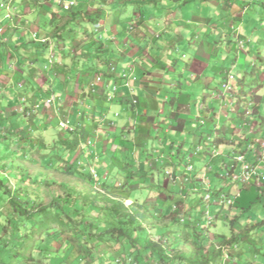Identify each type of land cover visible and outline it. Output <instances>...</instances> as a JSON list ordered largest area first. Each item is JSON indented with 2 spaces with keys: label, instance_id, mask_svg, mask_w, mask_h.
I'll use <instances>...</instances> for the list:
<instances>
[{
  "label": "crops",
  "instance_id": "0c3cea01",
  "mask_svg": "<svg viewBox=\"0 0 264 264\" xmlns=\"http://www.w3.org/2000/svg\"><path fill=\"white\" fill-rule=\"evenodd\" d=\"M157 3L158 6H161L160 9H162L163 6H166V19L158 18L155 15H150V18L146 20L142 15L137 17L138 23L141 26H148L150 29L148 32L141 31L142 33H140V31H137V23L135 21H131L127 27L129 28L131 24L135 27V29H133L131 33L127 29V32H125L123 35V41L120 42L118 40L119 34L122 32L120 30L125 27L117 24L113 25L114 32L108 29L111 32H109V34L115 35V38L118 37L116 38L115 42V51L111 55L113 58L111 63L114 66V71L116 69L115 67L118 64H121L122 72H120V75L125 74L126 79H128L129 86H125L124 81L117 80L115 76L109 78L107 73H105L103 76L99 75V80L96 83L97 87L92 90L93 92L89 90V88L88 90H85L86 88L84 84L91 82L93 77V75L88 76V74H90L91 71H93V74L96 73L99 65L96 63V61L91 62L86 59L85 53L83 51L78 53V48H73L72 46L71 49L75 51V53L70 52L72 57H75L76 55L79 57V61L71 66V68L74 69V75L76 76L79 74L74 80L75 84L72 83L73 79L71 78L70 74H66V69L69 68V62H66L62 59V61L58 62V64L56 63L57 69L54 67L52 71H47L43 69V66L40 67L37 64L39 61L32 63L33 59L31 58L30 54L28 58L29 64L25 65V69H29L31 73L29 72V74L25 75L24 78L34 85H32L35 88V90L32 92V99L43 96L42 94L44 91L46 96V91L50 92L51 88L56 90L59 98L56 105L58 106V104H61V102L65 104L67 106L65 110H69L71 116L70 120L76 122L78 121L80 122L79 126H84L91 130L89 139L92 138V142L90 143V148L100 144L99 146L101 149V155L107 154L111 158H117L119 154L124 156L126 155L125 150H131L130 147L132 144L136 146L135 152H137L139 147L143 150L151 149L150 152L152 154L150 153V157L148 158V161L150 162L149 167H153L156 165V163H161V160H163V162L166 161V155L169 158L167 160L170 162L174 157L173 160H175V163H173L178 166L176 174L179 175L182 174L180 165L188 159L190 149L184 148L187 141L190 142L191 149L196 145L197 137H192L190 134H188L189 129L193 126H198L197 120L200 118H204L202 121H200V123H204L209 120L214 121L219 117V114L217 113L219 110L213 108V106H210V103L216 101V98L219 97L220 93L215 91L216 95H211L208 99L205 94H198L197 89L193 86V83L195 85L203 86L206 88V90H208V92L212 91L211 93H215L213 89L215 87L218 88L219 85L216 82H220L221 85V83L226 79L227 74H229H222V79L217 81V74L222 71V66L229 65L231 60H233L231 63L233 66L238 65L239 57L241 55L244 57L251 56L252 50H245L246 42L248 43L249 40L243 33V24L246 21V19L243 17V14L248 12L250 8L254 7L255 3L261 4L260 7L255 11L260 13L262 12L264 14V1L222 0L221 9L228 10L227 16L223 17H220L218 14L221 4L219 5L216 0H158ZM145 6H147V4H145ZM182 7H187L190 10L191 15H188L187 17L183 16ZM236 7L239 9H235ZM150 20L154 21L153 25L149 24ZM156 22L161 25L163 23L166 24L165 29L163 30V27L159 28L158 25L156 28H154ZM105 23L106 21L104 22V25ZM253 24L254 23H252V25ZM226 25H228V27H226ZM153 29H156L158 32H154ZM146 34L149 36L150 34H160V38H156L158 42L155 43L153 48H151L146 43V40L143 37ZM239 39L243 41V47L239 46ZM36 46L37 45H33L32 48L35 49ZM119 48L124 49L125 52L123 53L122 50L119 53ZM222 48L224 52L228 51L231 54L226 58L224 56V64L220 65L219 59L213 60V56L214 58H218L220 53L219 49L222 50ZM25 49L26 51L30 50L28 53L32 52L31 46H27ZM162 51L163 53H161ZM36 52L38 54L40 53V50ZM46 52L47 51H44L43 53ZM263 53L264 52L259 51L258 58L264 59V56H262ZM174 54L176 56H174ZM230 56H232L233 59L229 60L228 58ZM179 57L185 58V60L181 61ZM42 61H44L43 58ZM164 61L166 63H164ZM73 62H75L74 58ZM89 64H91L94 68H97L87 69ZM58 65H60V67ZM36 67L39 69L36 70ZM168 67H173L174 72L178 73L180 78L178 81H173V79H175V75L168 73ZM54 70L56 72H63L62 74L64 75L62 80H60L61 78L56 79L57 75ZM106 70L109 72L108 67ZM228 71L230 72V69L226 72ZM263 71L264 60L261 62L259 72L262 73ZM110 72L112 73L113 71ZM231 73L233 72L231 71ZM33 76L35 77L33 78ZM246 78L247 71L245 70L241 79L243 82H239L238 87L233 85V89L240 88L239 92L246 94L247 91L245 92L244 90V86L247 85L245 82L247 80ZM261 81L262 82H252V85H255V87L250 86V90L248 91L251 93L253 101H255V98H259L256 108L254 109L255 112H252L251 114L249 112L251 109L248 107L242 109L237 105L235 111H233L236 112V116L239 115L236 120V124L232 123V118H229L231 121L229 123V127H227L228 133H226L224 138L220 140L221 143L216 144V146L218 145V147H220L219 149H224L226 152L224 156L222 153L217 151L218 154H221V168L230 166L228 164H224L222 159L229 157L233 162V154L235 152L237 154L240 153L244 155V158L248 160V162L254 164L257 163L259 172L264 173V76L262 77ZM37 82H64V85L61 87L59 83L56 86L53 85L48 87L50 85L48 84V86L46 85L40 90H36V86L41 87V84H37ZM162 82H168L169 86L171 87H179V90L175 91V95L173 96L168 95L167 91L166 95H162L156 89L157 86ZM176 82H178V84H175ZM150 83H153V86L155 87L152 90L150 89ZM113 85H115L116 88L120 86V90L117 88L115 92L116 99L108 100L106 92L109 91ZM75 86H79V88H77L79 94L75 92ZM255 89H258V93L261 94L258 96L255 95ZM40 91H42V93ZM233 92L234 91L231 90V93ZM225 93L221 96L224 97ZM234 94L236 96L237 93ZM199 97L203 98L202 103L199 102ZM97 99H103V101L99 102ZM150 99L156 100V106L152 110H149L151 108L148 104L149 101H147ZM164 99L166 101L170 99L171 105L168 110L166 109V111H163V113L166 114V120L159 122L158 115L161 114L159 102ZM246 99L247 95L246 98H244V102H248ZM253 101H250L251 108H253ZM51 107L53 108V106ZM51 107H49L47 111L50 110ZM238 107L240 108L238 109ZM156 109L159 110L156 111ZM83 110L88 114V118H86V120L80 121L81 111ZM98 117H100L99 122ZM138 118L143 119L146 124H140L142 120H138ZM247 120H249L248 124ZM155 121L161 123L158 125V127H156V129L154 128V126H157ZM239 122H242L240 128ZM142 126L143 128H141ZM154 130L156 131V134L152 133ZM229 132L232 135L230 138H227V136L230 135ZM152 134L154 141L152 146L153 148H149V143L147 142L146 137L148 136L150 138V136L152 137ZM179 135L183 136L180 140L178 139ZM95 137L98 139L95 140ZM123 137L126 139H123ZM247 137H252L248 143L246 142ZM183 138L185 139L182 141ZM199 139L201 140L203 138L201 137ZM177 140H179L178 144ZM158 143H161V149L159 146H157ZM154 149H156V151L160 154L156 159H154V153L157 152H155ZM113 150H115L117 154L116 156L115 153L113 154ZM88 151L91 152L92 156L95 154L91 149ZM204 155L205 156L203 158H200L199 155L197 156V158L200 159L202 163L205 162L204 160H206V157L209 156L208 154ZM128 163L129 166H131L130 162ZM164 164L166 163L161 164L162 167L156 166L155 170L158 172L161 169L166 171L167 168L164 166ZM126 165L128 164L126 163ZM124 166L125 164H123V167ZM111 167L115 168V170L112 172H118V170L122 168L121 164L118 167L115 164H111V166L108 167V172H111L109 171L112 169ZM133 167L136 166L133 165ZM137 167H142L145 169L143 173L147 174L145 179L147 184L151 183L155 185L158 181L163 183L164 186L162 188L158 189V191H156L154 188L155 191L153 192L155 194L161 192L166 193V196H161L159 194L157 195L159 199L164 197L161 200L166 198V205L168 204L167 202H169V200L172 201V205L177 203L173 202V198L176 195H178L180 199H188L187 192L184 195H171L170 193V191L175 189V187H182L180 180L176 181L172 177L170 178L169 175L167 177L164 175V179L156 180L154 173L157 171L148 169L146 167V163L141 160L138 161ZM199 170H203V165ZM122 172L123 174L126 172L129 174L130 170L123 168ZM192 175L195 177L194 181L189 185L186 184V188L193 187L192 183H199L200 185L202 183V175L199 173V171L196 170ZM207 175L210 178V170L207 171ZM220 178L222 177L220 176ZM129 179L136 180V177L132 176ZM171 179H173V183ZM212 182L213 181L211 180V185L215 186L212 184ZM232 185L233 183L231 184L230 182L228 190L230 192L233 191L234 193L238 192L239 196L236 198L233 205H228L230 209L229 217L232 218L230 226L231 235L229 237L223 235L225 240H232V242L227 245L228 248H226L228 258H232V264L239 263L236 262V259L234 258L235 254H233V252L235 251L233 250L235 248L234 238L237 235H241L243 239L244 237L246 238V240L244 239L246 243L243 244L242 251L240 252L242 256L241 264H264V234H259L256 232L258 227L264 225V178H261L260 182L254 181L251 184L245 186L236 185V187H232ZM234 188H236V190ZM140 193L143 194V190L140 191ZM198 195L201 196L200 193ZM238 198H242L243 202H236ZM246 199L249 202L248 206L245 204ZM193 202L195 203L194 200L184 201L181 206V203L178 202L180 206L179 209L181 212H183L182 214L185 215V211L192 207ZM148 208L150 212L153 210L151 206ZM192 218V220H194L199 217L197 215H192ZM251 234H256L258 236L259 240L257 239L255 241H258L257 243L252 244L251 241L250 243L248 242V235ZM249 250H255L256 252L263 250L261 258L259 257L261 253H255L252 257L249 256L246 253V251Z\"/></svg>",
  "mask_w": 264,
  "mask_h": 264
},
{
  "label": "rangeland",
  "instance_id": "374dc122",
  "mask_svg": "<svg viewBox=\"0 0 264 264\" xmlns=\"http://www.w3.org/2000/svg\"><path fill=\"white\" fill-rule=\"evenodd\" d=\"M0 0V32L2 30H4L7 27V20L6 19L8 17H4V13L8 14V16H10L11 20L10 23L12 21L11 24H13L12 28L15 27V29L20 31V34L22 37H20L21 41L23 43L19 44V52L20 55H18L17 53H15V57H11L12 55L7 54L5 55L4 59H1L3 61H0V120L4 121V125H2V127L0 128V178L3 179L6 183L8 182L10 184V188H11V192H15L17 190V188L19 187H23V188H29L31 189V192L34 191L36 193H40L43 197V199L45 201H50L51 198L55 195H57L58 193H62L63 191L67 190V189H75L78 191H87L90 197H93L94 195L96 196L97 193L99 191H97V189L100 188V184L98 183L99 181H94V183L91 185L89 183V181H87L85 178L83 179V175L82 174H76V175H71L69 173H65L63 172L61 169H59V165H50V164H46L44 159L46 158L47 160L52 161L53 158H49L48 156H46V150L48 149V151L51 150H55V147L53 145V139L55 138H60V134L57 133V127L59 126V121L60 120H64V119H69L71 118L69 110H65L67 108V106L65 104H63L61 102V104H58V106H54L53 108L51 107L50 110L47 111V109L49 108V106L45 107V103L41 102V100H44L45 98V91L43 92V96H40L39 100H38V106H36L35 104H37V97H35V99H32V92L35 90V88L33 87L34 85L31 82H28L24 77L25 75L29 74V72L31 73V71H29V69H25V65L29 64L28 58H29V54L31 55L32 53L39 51V47H35L32 48V46L39 44V42L35 39H47L45 37H47L48 32H52L53 28H55V26L57 25L58 27L61 26L63 20L56 16V20H52V23L50 24L47 21V18H45L46 20L42 23V14L44 12H46V7H45V11L40 10L41 8L39 7V0ZM115 1L116 0H110L107 3H103L101 5V7L103 8H107L108 6L113 7V10L111 12H109L107 14V20L105 23V28L113 31L114 32V26L113 25H117L119 24L120 26H124L127 27L128 24L131 21H135L137 23V31H140V33L144 32H148L150 29L148 28V26L144 25L141 26L138 23V16H140L136 5L134 4V9H130L128 11H121L119 7H117V5H115ZM264 1V0H263ZM39 2V3H38ZM216 2L221 6L218 10V14L220 15V17L223 16H227V9H221L222 7V0H216ZM113 3V4H112ZM154 3H149L147 4V6H143L142 12L144 13V19H149L150 15H155L158 18H164L166 19V6H163L162 9L161 6H158L157 4ZM45 6L48 7V9H50L51 11L54 10V6L53 9L52 6L45 2L44 3ZM3 5V6H1ZM260 3H255L254 7L250 8V10L246 13L243 14V17L246 19L245 23L243 24V33L246 36V38L249 40V42H246V48L245 50H252L251 56L248 57H244L243 55H241L239 57V63L238 65L233 66V64H231L233 62V57L230 56L228 59L231 60L229 65H223L224 64V56L225 58L228 57L231 53L228 51H225L221 49H219V56L218 58H214L213 56V60L219 59V64L223 65L222 66V71L219 72L217 74V81H220L222 79V74H226L229 73L233 76V84L238 87L239 82H243L241 81L242 79V75H244L245 70L247 71V80L245 81L247 83L246 86H244V90L245 92L250 90V86H254L252 85V82H262L261 79L264 76V71L262 73L259 72L260 70V66H261V62L264 59H260L258 58L259 55V51L264 52V14L258 11H255L256 9H258L260 7ZM7 6V7H5ZM5 9V10H4ZM183 9V16L187 17L188 15H191L190 10L187 7H182ZM235 9H239L238 7H236ZM42 11V12H41ZM230 12V11H229ZM48 14V13H47ZM171 14V13H170ZM44 15V14H43ZM105 22V21H103ZM154 21L150 20V25H153ZM252 23H254L252 25ZM159 26V28L163 27V30L166 27V24H158V22H156L155 27ZM107 26V27H106ZM119 26V27H120ZM130 27H134L133 25L130 24ZM226 27H228V25H226ZM90 28V26H89ZM135 29V27L133 28ZM142 31V32H141ZM154 32H158L156 29H153ZM254 31V32H253ZM49 33V34H50ZM52 34V33H51ZM19 35V34H18ZM130 35V33H129ZM160 35V34H159ZM159 35L157 34H150V36L148 34H146L144 37V39L146 40V43L153 48V46H155V43L158 42L156 40V38H160ZM14 36V35H13ZM63 37L64 39H59L57 41H53L54 42V49L52 51L53 52V56L54 59L58 62L65 60L68 63V67L66 69V74H70L72 80V83L75 84V79L76 76L74 75V69L71 68V66L73 64H76L79 60L78 55H76L75 57H72L70 52L75 53L74 50H72L71 46H73V40L71 39H80V44L78 46H76L75 48H78V53H81L82 51L85 52V49L83 48L84 43L88 42L90 43V40L92 37H88L85 34H82L80 31L77 30V28L72 29L71 32H68V30L63 31ZM97 37H99L98 34H94V39H97ZM119 40V38H118ZM151 41V42H150ZM239 46H241L243 44V41L241 39L238 40ZM72 44V45H71ZM27 46H31L32 52L28 53L29 51H26V47ZM263 47V48H262ZM88 47H86L87 50ZM35 50V51H34ZM123 50V51H122ZM90 51H95L94 47L91 46ZM125 52L124 49L119 48L118 52ZM117 52V51H116ZM49 52H46V54L48 55ZM160 53V52H159ZM163 53V51L161 52ZM174 56H176L174 54ZM264 56V53L263 55ZM38 58L37 64L42 67L44 65V61H42V57L40 55V53L37 54L36 56ZM12 58V59H11ZM73 58L75 60V62H73ZM181 61L185 60V58L179 57ZM17 59L20 61V65L22 67L19 66ZM187 60V59H186ZM94 61H98V59H94ZM3 62H5L4 64H2ZM65 62V63H66ZM31 63V62H30ZM164 63H166L164 61ZM116 64V63H115ZM219 65V66H220ZM60 67V65H58ZM171 66V64H170ZM44 69H46L47 71H50V67L47 65L46 67H43ZM71 68V69H70ZM115 71L113 70V72L111 73V75L109 76V78H111L113 75L116 77L117 80L119 81H124L122 78H120V72H122L121 70V64H118L115 67ZM169 74H174L175 75V79H173V81H178L179 76L178 73L174 72L173 67H168ZM39 68L36 67V70H38ZM57 69V68H55ZM230 69V72H226L227 70ZM55 71V70H54ZM231 71L234 73H231ZM57 78H61L60 80H62L63 72L60 71H55ZM95 74H93V71L90 72V74H88V76H92ZM261 75V76H260ZM92 77V84L94 87L96 86V83L93 82H97L95 80V77ZM35 76H33L34 78ZM235 78V79H234ZM26 80V81H25ZM182 80V78H181ZM50 83V82H47ZM47 83H41V82H37V84H41V88H43V86H46ZM60 83L61 87H63L64 82H52L53 85H58ZM213 83V82H212ZM218 83V88L215 87L213 89V91L215 92H219V93H223V89L220 86V82H216ZM43 84V86H42ZM175 84H178V82H176ZM33 85V86H32ZM150 89H154L155 87L153 86V83H150ZM31 86L33 87V89H31ZM85 86V90H88L90 84H84ZM117 86V84H116ZM193 86L197 89L198 94H205L206 97H209L211 95H216L215 93H211L212 91L206 90V88H204L203 86H199V85H195L193 83ZM263 87V86H261ZM260 87V88H261ZM76 91L78 93V90L76 87ZM118 90H120V86L117 87ZM92 89V88H90ZM111 89H113V86L111 87ZM110 89V90H111ZM157 91L162 94V95H166V91L168 93V95H175V91L179 90V87H171L169 86L168 82H162L161 84H159L157 86ZM155 89V90H156ZM40 90V89H38ZM232 91H234L233 93H231V91H224L225 95L224 97L221 96V94H219V97L216 98V101H213L210 103V106H213V108H216L217 110H219V112H217L219 114V117L216 118L214 121L209 120L207 122H202L200 123V121H202L204 118H198L199 120H197V125L198 126H193L189 129V133L192 137L195 136L197 137L196 139V145L193 146V148L191 149V144L189 141H187L186 145H185V149H190L189 150V154H188V161H190L193 165V167L191 166H186L188 168V170L193 174L196 170L199 171V173L202 175L201 179H205L206 175H207V171L209 170V168L207 167V165L210 167V178H206V179H211L213 182L212 184L217 186L222 187V189L228 190L230 182L232 181V176H228L227 175V167L221 168L220 167V163H221V154L220 156H218V152L222 153L224 156L226 154V152L221 149H219L220 147H218V145L216 146V144L221 143L220 140L224 138V135L226 133H228L227 127H229V123L231 121L232 118V123L236 124V120L239 117V115L236 116V106H240L242 109L243 108H249L251 109V111H249L251 114L252 112H255L254 109L256 108L257 102L259 100V98H255L253 101L251 93L250 92H246V94L239 92L240 88H236V89H231ZM236 90V91H235ZM255 95H259L261 93H258V89H255ZM42 93V91H40ZM223 93V94H224ZM228 93V94H227ZM234 93H237L236 96ZM79 94V93H78ZM77 94V95H78ZM234 94V96H233ZM247 95V101L248 102H244V98H246ZM251 96V97H250ZM24 98V99H23ZM200 100L199 102L202 103L203 98L199 97ZM113 100L116 99V94H113ZM141 99V98H140ZM171 99V97H170ZM161 100L159 102V106H160V115H158L159 117V122H162L163 120H166V114L163 113V111H166V109L168 110L170 108L171 105V100ZM24 100V103L26 104L27 108L25 110H21L19 105L22 106L23 108L25 107L21 101ZM99 102L103 101V99H97ZM142 100V99H141ZM253 101V105L251 108V103L250 101ZM35 101V102H34ZM149 101L148 104L150 105L149 110H152L153 108H155L156 106V100H147ZM209 101V100H208ZM23 102V101H22ZM57 103V101H56ZM54 104V103H53ZM154 105V106H153ZM201 105V104H200ZM264 107V106H263ZM159 109H156V111H158ZM264 113V112H263ZM73 115V114H72ZM153 115V113H152ZM124 117V116H122ZM39 118V119H38ZM138 120H142L140 122V124H146V122H144L143 119H139ZM252 121V120H251ZM250 121V122H251ZM157 121H155V123L157 124V126H154V128L156 129V127H158L159 123ZM254 122V121H253ZM240 123V122H239ZM242 123V122H241ZM241 123L239 128L241 127ZM249 123V120H247V124ZM253 124V123H252ZM141 126V125H139ZM6 127H10V131L13 133L16 129H21V131H19L18 133H13L16 134V136H9L8 132L5 131ZM75 127V126H74ZM81 127V126H80ZM143 128V126L141 127ZM76 129V128H75ZM74 129V130H75ZM60 128L58 129L59 132ZM62 130V131H61ZM60 131L62 132L61 136L66 137L65 135L68 132H65L63 129H61ZM7 132V133H6ZM60 132V133H61ZM94 133V132H93ZM152 133L156 134V131L154 130V132L152 131ZM230 133V132H229ZM186 135V134H184ZM231 133L229 136H227V138L231 137ZM96 136V134H95ZM183 136L179 135L178 139L180 140ZM203 138L202 140H200L199 138ZM255 137V136H253ZM147 142L149 143V148L153 146V134L152 137L150 136V138L147 136ZM73 136L70 135L69 140H72ZM98 138L95 137V140H97ZM123 139H126L125 137H123ZM131 139V138H130ZM129 139V140H130ZM185 138L182 139V141ZM252 139V137H247V143L250 142V140ZM177 140V144L178 141ZM120 141V140H119ZM118 141V142H119ZM122 142V140H121ZM100 144H97L95 147H89V145L87 143H83L81 145V149L78 150L77 152H70L68 155V158L71 156L72 160H74L75 162H79L82 163L83 167L81 168V170H85V171H95L99 177V179H104V178H112L113 180H124V174L122 172L123 168H126L128 170H130L129 173H132L131 175L136 177V175H138V173H143V168L142 167H137V163L139 160L143 161L146 163V167L148 169H152V171H157L156 166H161V164L166 163V172L165 170L163 171L161 169V171H157L154 173L155 175V179H164V175H166V177L168 176L169 172H172L173 174L176 173L178 166L175 163L174 157L172 158V161H168L167 159L168 156L166 155V161L163 162V160H161V163H156V165H154L153 167H149V161L148 158L150 157V151L149 150H143L139 147V149L136 151V146L131 144V150H125L126 155H118L117 158H111L109 155H101L100 154ZM121 145V144H120ZM93 146V143H92ZM159 148L161 149V143H158ZM224 146V145H222ZM52 147V148H51ZM129 148V149H130ZM153 148V147H152ZM92 150L93 153H95L93 156H91V152H89L88 150ZM62 149L60 147H58V151L59 153L64 154L65 152L61 151ZM155 152L156 149H154ZM210 151H215L216 154L215 155H211L210 157ZM218 151V152H217ZM54 152V151H53ZM99 152V153H98ZM115 153V156L117 155L115 150H113V154ZM45 155L46 157H41L42 155ZM124 154V153H123ZM152 154V153H151ZM204 154H208L209 156L206 157V160H204L205 162L202 163V161L200 159L197 158V156L199 155L200 158L204 157ZM160 154L154 153V159H156ZM194 156V157H193ZM120 157V158H119ZM193 157V158H192ZM88 160V161H87ZM90 160V161H89ZM217 160V161H216ZM154 161V160H153ZM130 165L129 166V163ZM155 162V161H154ZM163 162V163H162ZM174 162V163H173ZM222 162L224 164H228L231 165L232 161L229 157H226L225 159H222ZM126 163L128 165H126ZM111 164H115L117 167L121 164L122 168H120L118 170V172H112L113 170H115V168L111 167L112 169L109 170L111 172H108V167L111 166ZM123 164H125V166L123 167ZM133 165H135L136 167H133ZM190 165V164H187ZM203 165V170H199ZM162 167V166H161ZM175 167V170H174ZM181 170L184 169L185 165L184 163L180 165ZM87 168V169H86ZM221 168V170H220ZM92 170V171H91ZM195 170V171H194ZM207 170V171H206ZM218 170V171H216ZM220 170V171H219ZM127 174V172L125 173ZM208 176V175H207ZM220 176L222 178H220ZM171 178V175L169 176ZM26 179H36V180H41L42 185L37 187V185H32L30 184V182H28ZM138 179V178H136ZM172 183H173V179ZM179 180V179H178ZM140 183H144V177H140ZM260 182V181H259ZM182 183V182H181ZM258 184V183H256ZM193 187L190 188H186V186L184 184H182V187L179 188V186H177V188L175 187V189H177V193L176 194H185L186 192L188 193V199H179V201H181L180 206L182 205V203L184 201H192L194 200L195 203L193 202L192 207L189 209H187V211H185V215H184V219L190 220L192 219V215H197L199 218L196 221V225L200 228V233H201V242L205 243L206 246L208 247L209 252L207 254H203L200 253L198 254L197 252H195L196 250V246L189 243L188 241H186V238L178 236L177 238L175 237V235L173 234H168L166 236H169L170 241L172 242L171 245H164V248L166 249V256L169 258L167 259L166 263H175L172 262L173 258H177L180 255H176V252H179V249H181L180 251L182 252L183 256H186L185 261L184 259H181V263L180 264H214V253L215 251H212L209 249V245H214L215 247L217 245H221L224 243V239L223 235L226 237H229L231 235V220L232 218L229 217L230 215V209L228 207V205H225L224 207H221V205H216L215 202V195H214V189L210 186L208 188V191L211 193V199L210 200H205L203 199V196H199L198 194L200 193L201 195H204L206 193V190H203L200 187L199 183H192ZM248 185V184H247ZM235 186L236 184H233L232 187ZM236 190V188H234ZM180 190V191H179ZM155 191V190H153ZM151 191L149 188H146L143 191L142 195L145 196H150V199L152 198V196L154 195V192ZM180 192V193H178ZM139 193V197H141V199H143V196L140 195ZM136 191H135V195H137ZM172 193V192H171ZM175 193V192H174ZM197 193V194H195ZM231 193H234L233 191H231ZM159 195L166 196V193L161 192L158 193ZM157 193L155 194L158 195ZM158 197V196H157ZM164 198V197H162ZM161 198V199H162ZM161 199L157 200V205L158 207H155L154 202H151L150 204H148V207L151 206L153 208V210H151V212L146 211L147 214V221L150 224H159V221L163 219V221L169 225V220L173 219L176 217L177 213H183L181 212V210H177V212H175V210L173 209L171 215L160 219V209L164 206V199L161 201ZM132 201L131 200H127L125 203L130 204ZM166 202V201H165ZM172 202V201H169ZM238 203H242V198H238V200L236 201ZM99 203L102 204L99 200ZM245 204L248 206L249 202L246 199L245 200ZM224 208V209H222ZM176 209V208H175ZM103 217L105 219H107L108 217L103 215ZM178 219V217H176ZM210 218V219H209ZM179 220V219H178ZM174 221V220H173ZM180 222V221H179ZM147 223V222H146ZM185 223V222H184ZM171 229H184L187 228L183 222L182 223H174ZM146 231H140V241H144V236H148V234L145 233H151V237L154 241H157V237L154 234L155 230L153 228H151L150 226H146ZM256 232H258L259 234L263 233L264 234V225H261L260 227H258V229L256 230ZM138 233V234H139ZM192 236H189L188 239H190ZM149 238V237H148ZM197 238V236H193L192 239ZM244 239L246 240V238L244 237ZM242 238L241 235H237L234 238V250L235 252H233V254H235L234 258L236 259V262H239L238 264H241V254L240 252L242 251V246L243 244L246 243V241ZM248 242L250 243V241L252 242V244H255L257 242H255L258 239V236L256 234H251L248 235ZM259 240V239H258ZM105 247H99V252L101 253L102 251L104 252ZM264 250V248H263ZM260 250L259 252L255 251V250H249L246 251V253L249 256H253L255 253L260 254V258L262 255V251ZM148 253H146L145 255H147ZM243 254V253H242ZM206 255V261L203 262L202 261V256ZM228 255V254H227ZM226 256L223 257V259L221 260L220 264H232V258H228ZM113 258H115L116 260H111L110 264H125V261L123 258L118 257L116 258V256H112ZM123 257L126 258L125 254H123ZM158 256H150L148 257V260H150L149 264H157L156 262L158 261L156 258ZM244 259V258H243ZM208 260V262H207ZM144 264V263H142ZM237 264V263H236Z\"/></svg>",
  "mask_w": 264,
  "mask_h": 264
},
{
  "label": "trees",
  "instance_id": "16d2710c",
  "mask_svg": "<svg viewBox=\"0 0 264 264\" xmlns=\"http://www.w3.org/2000/svg\"><path fill=\"white\" fill-rule=\"evenodd\" d=\"M39 1L40 10L45 11V7L47 8L46 12L43 13L44 15L42 14V23L47 18V21L51 24L52 20H56V16L63 20L61 26L58 27L56 25L53 28L52 34L48 32L45 41H38L37 47L40 49V55L43 60L47 56L43 52L48 51L51 42L59 39L65 40L63 31L68 30V32H71L72 29L77 28L82 34L92 37L90 43L88 41L83 45L86 59L91 62L94 59H98L96 62L99 65L98 68H94L89 64L87 69L97 68V72L94 73L95 76H103L107 73L109 77L111 75L110 71H113L112 67H114L111 63L113 61L111 55L115 51V42L118 37L115 38V35L109 33L107 35L100 26L103 21L107 20V14L113 10L112 5L107 8H102L101 5L110 0H73V5L69 9H64L56 0ZM45 2L52 6L51 9L54 6V10L48 9L44 4ZM154 2L158 4V0H116L115 5L121 11L126 12L134 9L133 5L135 4L140 16H144L142 12L143 6ZM4 17H8L6 19L9 20H7V27L0 32V61H3L1 59H4L7 54L12 55L11 57H15V53L20 55L18 48L19 44L23 43L20 39V31L15 29V27L12 28L11 17L6 16V13H4ZM100 21L101 23H99ZM127 29L129 31L132 28L125 27L120 30L122 31L119 34L120 42L123 41V35L127 32ZM129 32L131 33L132 31L130 30ZM94 34H98L99 37L94 39ZM109 36L112 37L110 38ZM80 39H71L75 41L73 42V48L80 44ZM91 46L94 47L95 51H90ZM86 47H88L87 50ZM30 56L33 59L32 63L37 62V52L32 53ZM17 62L22 67L18 59ZM107 67L110 74L106 70ZM120 78L125 79V74H121ZM90 88H92V85ZM31 89H33L32 86ZM37 89H41V87L36 86ZM93 89H95L94 86ZM89 90L92 91V89ZM46 93L49 92L46 91ZM86 118H88V114L84 110L81 111L80 121L86 120ZM99 121L100 117H98ZM70 123L76 129H63L68 132L65 135L66 137H64L61 136V129L58 132V126L57 133L60 134V138L53 139V145L56 146L55 150H46V156L49 158L56 157L55 160L53 158L50 161L45 158L44 161L47 165H59V169L65 173L71 175L82 174V178L89 181L91 185L94 181H99L100 188L97 189L99 192L96 196L90 197L87 191L67 189L53 196L50 201H45L40 193L31 192L29 188L19 187L14 193L11 192L10 184L0 178V264H110L111 260H116L112 256L123 258L125 264H149L150 260H148V257L155 255L158 256L156 258L158 260L157 264H180L181 259L185 261L186 258V256L182 255L181 249L176 252V255L180 256L174 257L172 260L175 263H166L169 258L166 256L164 245L172 244L169 236H166L169 233L175 235L176 238L178 236L186 238V241L196 246L195 252L198 254H207L209 252L206 244L201 242L200 228L197 226L198 224H195L198 218L185 220L183 224L187 228L182 230L171 229L174 223H182L176 217L169 220V225L163 221L162 218L174 213L171 210V202H167L168 204L166 205V198L164 199V206L160 209V219L162 220L159 221V224L148 223L146 211L149 212V208L147 204L153 201L155 207L159 208L156 203L159 197L155 196L154 193L150 199V196L140 193L143 196V199H141L137 192L144 191L146 188L151 191L155 188L158 191L164 186L163 183L158 181L155 185L147 184L145 182L146 173H138L136 175L138 179L136 180L129 179L132 177V173H127L123 175L125 178L122 181L113 180L112 178H105L103 181V179L97 177V173L81 170L83 167L82 163L75 162L71 156L68 158L70 152H77L81 149L83 143H87L91 131L84 126L80 127V122L78 121L71 120ZM2 125H4V121L0 120V128ZM5 129L8 135L12 137L16 136L13 133L21 131V129H16L12 133L10 127ZM70 135L73 136L72 140H69ZM58 147L65 153L61 155ZM212 152H209L210 157L211 155L213 156ZM46 156L42 155L41 157ZM144 171L145 169H143ZM181 172L184 176L187 175L184 169ZM140 177H144V183L139 182ZM26 180L32 185H37V187L44 183L36 179ZM182 184L189 185L188 182H182ZM213 189L217 192L221 187L214 186ZM135 191L137 195H135ZM170 193L171 195L176 194L177 191L172 189ZM168 196L171 197L170 195ZM179 199L178 195H176L173 198V202H181ZM99 200L102 204L99 203ZM126 200H131L132 202L126 204ZM103 215L108 218L105 219ZM146 226H150L155 230L153 235L158 238L157 241L150 238L151 233L148 232L145 233L148 236L142 235L145 238L144 241H140L139 232L146 231ZM189 236L192 237L188 239ZM193 236H197V238L192 239ZM222 239H224V243L221 245L228 248L227 245L232 240H225L224 236ZM218 246L209 245V249L215 251L214 264H220L223 257L227 255V252H224ZM99 247H105L106 250L100 253ZM146 253L148 254L145 255ZM123 254H125L126 258L123 257ZM206 257V255L202 256L203 262L206 261Z\"/></svg>",
  "mask_w": 264,
  "mask_h": 264
},
{
  "label": "clouds",
  "instance_id": "9594fccd",
  "mask_svg": "<svg viewBox=\"0 0 264 264\" xmlns=\"http://www.w3.org/2000/svg\"><path fill=\"white\" fill-rule=\"evenodd\" d=\"M99 23H101V21L99 22ZM100 27H102L103 28V31H105L106 33H107V35H108V33L110 32L109 30H108V28L106 29L105 28V26H104V22H102L101 23V26ZM130 28H132V27H130ZM131 31L133 30V28L132 29H130ZM129 30V31H130ZM110 38L112 37V36H109ZM35 40H37V41H45L46 39H35ZM54 42H51L50 43V46H49V48H48V51L47 52H49L48 53V55L46 56V59L44 60V65H43V67H46L47 65L50 67V71H52L53 69H54V66L56 65V63H57V61L54 59V56H53V62L52 63H49L48 62V59H49V56L50 55H53V52L54 51H52L53 50V44ZM239 44V43H238ZM240 47H243V44L240 46ZM56 68V67H55ZM44 69V68H43ZM44 70H46V69H44ZM112 70H114V67H112ZM51 73V72H50ZM231 76V77H230ZM97 76H95V80L98 82V80H99V76L96 78ZM124 80V84H125V86H129V82H128V79H123ZM232 81H233V76L231 75V74H227V76H226V79L221 83V88L223 89V91H231V89H233V83H232ZM97 82H93V83H97ZM89 84H90V86L92 85V90H94L93 89V84H92V82H89ZM225 84L227 85V86H225ZM48 86V85H47ZM50 86H53V84L50 82V85L48 86V87H50ZM90 86H89V89H90ZM116 90H117V88H116V86L115 85H113V89H111V90H109V91H107L106 92V96H107V99L108 100H110V99H112L113 98V94L116 92ZM221 95L223 94V93H220ZM50 96H53L54 97V100L51 102V103H47V99L50 97ZM40 98V97H39ZM39 98H37L36 99V101H37V104H35L36 106H38V100H39ZM24 99V98H23ZM58 95H57V92H56V90H54V89H50V92L49 93H46V96H45V98H44V100H41V102H40V104L42 103V102H44L45 103V105L46 106H56V101L58 102ZM23 101V102H22ZM21 101V103L25 106L24 108L22 107V106H20L19 105V107H20V109L21 110H25L26 108H27V106H26V104L24 103V100H22ZM40 101V100H39ZM54 103V104H53ZM62 121H64V122H68V124L70 125V127H71V129H65V128H63V127H61V125H60V122H62ZM70 121L71 120H69V119H64V120H60L59 121V128L60 129H65V130H73L74 129V127H72L71 126V123H70ZM92 142V138L91 139H89L88 141H87V144L89 145V147H90V143ZM213 153V155H215L216 154V152L215 151H213L212 152ZM233 156H234V159H233V162H232V164L230 165V166H227V175L228 176H232V181H231V184L233 183V184H236L237 186H245V185H247V184H251L252 182H254V181H257V182H259L260 180H261V178H264V173L263 172H259V170H258V164L256 163V164H254V163H250V162H248V160H246L245 158H244V155H242V154H240V153H235L234 152V154H233ZM242 157V159L241 160H238V158L237 157ZM184 163V165H185V167H184V170L186 171V173H187V175L186 176H184L183 174H179V175H177L176 173L175 174H173L172 172H169V173H166V174H168L169 176L171 175V177L174 179V180H180L181 182H188L189 184H191V182H192V179H193V175H192V173L189 171V170H187V167L186 166H188L187 164H190V165H192V163L190 162V161H188V159L187 160H185V162H183ZM243 164H249L251 167H254L255 168V170H256V172L258 173V175L257 176H254V177H252V178H250L247 182H242V181H239V180H236V179H234L233 178V175L234 174H239V172H240V170H241V166L243 165ZM192 167H193V165H192ZM207 167L209 168V170H210V167L207 165ZM92 171V170H91ZM207 171V170H206ZM95 171H92L91 173H94ZM166 172V171H165ZM96 173V172H95ZM206 178H209V176H207L206 175V177H205V179L203 180L202 179V183H201V185H200V187L203 189V190H206V193L207 192H209L208 191V188L211 186L212 188H214V186H212L211 185V179H206ZM187 179V180H186ZM205 193V194H206ZM210 193V192H209ZM205 194L204 195H201V196H203V199H204V196H205ZM211 194V193H210ZM221 194H225L226 195V197H228V198H230V201L229 202H225V203H218V202H214L216 205H221V207H224L225 205H233L234 204V202H235V200H236V198L239 196V193L238 192H235V193H231L229 190H225V189H222V187H221V189L219 190V191H215L214 190V195H215V198H217V196H219V195H221ZM127 201V200H126ZM127 204V203H126ZM179 203L177 202V203H174L172 206H171V210L173 211V209L175 210V212H177V210H179ZM176 208V209H175ZM176 217H178V219L181 221V222H185V219H184V214H182V213H177L176 214ZM210 219V218H209ZM221 248H222V250L224 251V252H226L227 250H226V246L225 247H223L222 245H219ZM218 246V247H219ZM228 257V256H227Z\"/></svg>",
  "mask_w": 264,
  "mask_h": 264
},
{
  "label": "built area",
  "instance_id": "2783aa9c",
  "mask_svg": "<svg viewBox=\"0 0 264 264\" xmlns=\"http://www.w3.org/2000/svg\"><path fill=\"white\" fill-rule=\"evenodd\" d=\"M56 2L60 3L63 6L64 9H69L73 5V0H69V1L56 0ZM1 6H3V5H1ZM5 7H7V6H5ZM6 16H8V14H6ZM48 62L49 63L53 62V55L49 56ZM225 86H227V85L225 84ZM53 100H54V97L50 96L46 101H47V103H51ZM60 125H61V127L65 128V129H71V127L68 124V122L62 121V122H60ZM237 158H238V160L242 159V157H240V156L237 157ZM188 166L192 167V165H188ZM187 170H188V168H187ZM257 175H258V173L256 172L254 167H251L249 164H243L241 166V170H240L239 174H234L233 178L236 179V180L242 181V182H247L250 178H252L254 176H257ZM204 199L205 200H210L211 199V194L209 192H207L205 194V196H204ZM214 200H215V202L223 204L225 202H229L230 198L226 197L225 194H221V195L217 196V198H215Z\"/></svg>",
  "mask_w": 264,
  "mask_h": 264
},
{
  "label": "bare ground",
  "instance_id": "6f19581e",
  "mask_svg": "<svg viewBox=\"0 0 264 264\" xmlns=\"http://www.w3.org/2000/svg\"><path fill=\"white\" fill-rule=\"evenodd\" d=\"M195 171V170H194Z\"/></svg>",
  "mask_w": 264,
  "mask_h": 264
}]
</instances>
